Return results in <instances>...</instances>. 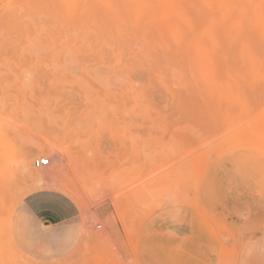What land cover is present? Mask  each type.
Returning a JSON list of instances; mask_svg holds the SVG:
<instances>
[{"label": "rangeland", "instance_id": "374dc122", "mask_svg": "<svg viewBox=\"0 0 264 264\" xmlns=\"http://www.w3.org/2000/svg\"><path fill=\"white\" fill-rule=\"evenodd\" d=\"M134 1L0 0V264H264V0ZM53 152L82 201L47 225Z\"/></svg>", "mask_w": 264, "mask_h": 264}, {"label": "bare ground", "instance_id": "6f19581e", "mask_svg": "<svg viewBox=\"0 0 264 264\" xmlns=\"http://www.w3.org/2000/svg\"><path fill=\"white\" fill-rule=\"evenodd\" d=\"M97 1H99V0H97ZM130 0H128V2H129ZM140 1V0H139ZM165 1V0H164ZM167 1V0H166ZM171 1H173V0H171ZM106 2H107V0H106ZM106 2H105V4H106ZM134 2H136V4L135 5H133L132 3V5L134 6V7H136V9H137V11H138V9H143V8H138V7H141L143 4H144V10H145V8H147L148 6H145L146 5V2L145 3H143L142 2V0H141V3H143L142 5H140V6H138L137 5V0L136 1H134ZM108 3H110V2H108ZM107 3V4H108ZM130 3V2H129ZM139 3V2H138ZM192 3V2H191ZM111 4V3H110ZM113 4H114V7H115V5H116V3H114L113 2ZM113 4L110 6V7H112L113 6ZM162 4H163V2H162ZM164 4H165V2H164ZM29 5V4H28ZM101 5V4H100ZM174 5V4H173ZM175 5H177V4H175ZM191 5V4H190ZM117 6V5H116ZM161 6V5H160ZM178 6H180V5H178ZM35 7L36 6H34V5H30V6H24V5H21V6H19L18 7V9H17V12L16 13H13L14 14V16H13V18L11 19V22H10V20H9V23L8 24H10V25H12L10 28V31H9V33H10V36H11V40H10V42H9V46H8V48H7V50L8 51H14V52H19V51H25V50H28L27 52H30V50H32L31 48H33V46H34V33H32V31H35L36 29H37V22L39 21L36 17H35ZM96 7V6H95ZM114 7H112V8H114ZM118 7V6H117ZM143 7V6H142ZM181 7V6H180ZM193 7V6H192ZM39 8V7H38ZM104 8V7H103ZM182 8V7H181ZM180 8V9H181ZM184 8V7H183ZM13 9V8H12ZM66 9H69V8H66ZM65 9V11H67ZM93 9V8H92ZM97 9V8H96ZM111 9V8H110ZM188 9V8H187ZM14 10V9H13ZM71 10V9H70ZM106 10H109V9H106ZM147 10H149L150 11V6H149V9L147 8ZM182 10V9H181ZM180 10V11H181ZM185 10V9H184ZM65 11L63 12V10L61 11V12H63V13H65ZM104 11H105V8H104ZM112 11V10H111ZM136 11V12H137ZM116 12H117V10H116ZM139 12V11H138ZM137 12V13H138ZM140 12H143V11H140ZM154 12H156V11H154ZM181 12H184V11H181ZM180 12V13H181ZM186 12V11H185ZM184 12V13H185ZM91 13V12H90ZM94 13V12H93ZM98 13V12H97ZM114 13H115V11H114ZM183 13V14H184ZM79 14H80V12H79ZM84 14V13H83ZM106 14V13H105ZM112 15H113V13H111ZM140 14V13H139ZM183 14H181V15H179L180 17H178V19H180V18H185L186 19V17H187V19H188V16L186 15L185 17H181V16H184ZM7 15H9V18H10V16L12 15V14H8L7 13ZM68 15V14H67ZM94 15V14H93ZM104 15V14H103ZM116 15V14H115ZM136 15H138V14H136ZM136 15H135V17H136ZM189 15V14H188ZM41 16H42V13H41ZM63 16V15H62ZM68 16H70V14L68 15ZM72 16V15H71ZM80 17H81V15H79ZM85 16V15H84ZM84 16H83V18H84ZM87 16V15H86ZM100 16V15H99ZM105 16V15H104ZM117 16V15H116ZM133 16V15H132ZM144 16V15H143ZM154 16V14L152 15V17ZM49 17H51V18H53L52 16H49ZM78 17V16H77ZM113 17V16H112ZM128 17V16H127ZM147 17V16H146ZM155 17H157V16H155ZM164 17V16H163ZM167 17V16H166ZM8 18V19H9ZM82 18V17H81ZM99 18H101V17H99ZM108 18H109V16H108ZM130 18V17H129ZM132 18H134V17H132ZM137 18V17H136ZM54 19V18H53ZM63 19V18H62ZM65 19V18H64ZM78 20H80L79 19V17L77 18ZM156 19V18H155ZM168 19V18H167ZM176 19V18H175ZM177 19V20H178ZM183 20V22L184 21H186V20ZM7 20V19H6ZM38 20V21H37ZM107 20V19H106ZM134 21L136 20V19H133ZM132 20V21H133ZM154 20V19H153ZM152 20V21H153ZM159 20H163L162 18H161V16H160V19ZM190 20V19H189ZM41 21V20H40ZM45 21H46V19H45ZM74 21V20H73ZM83 21V20H82ZM94 21V20H93ZM104 21V20H103ZM137 21V20H136ZM164 21V20H163ZM165 21H166V19H165ZM164 21V22H165ZM172 21V20H171ZM179 21V20H178ZM177 21V22H178ZM62 22V21H61ZM80 22V21H79ZM88 22V21H87ZM95 22V21H94ZM109 22V21H108ZM147 22H149V21H147ZM168 22V21H167ZM177 22H173V23H177ZM188 22V21H187ZM191 22V21H190ZM189 22V23H190ZM82 23V22H81ZM91 23H92V21H91ZM107 23V22H106ZM137 23H138V21H137ZM140 23V22H139ZM166 23V22H165ZM172 23V24H173ZM77 24H79V26H80V23H77ZM90 24V23H89ZM99 24V23H98ZM101 24H103V23H101ZM108 24H110V23H108ZM169 24V23H168ZM86 25V24H85ZM138 25V24H137ZM137 25H135V26H137ZM146 25V24H145ZM171 25V24H170ZM173 25H175V24H173ZM177 25V24H176ZM180 25V24H179ZM41 26V25H40ZM82 26H83V24H82ZM98 26V25H97ZM167 26V25H166ZM87 27V26H86ZM94 27V26H93ZM144 27H146V26H144ZM172 27V26H171ZM79 28V27H78ZM84 28V27H83ZM88 28V27H87ZM97 28V27H96ZM99 28V27H98ZM97 28V29H98ZM103 28V27H102ZM135 29V27L134 26H132V29ZM137 28H138V26H137ZM143 28V27H142ZM166 28H168V27H166ZM165 28V29H166ZM133 29V30H134ZM140 29H141V27H140ZM181 29V28H180ZM191 29H192V25H191ZM39 30V29H38ZM41 30V29H40ZM101 30V29H100ZM132 30V31H133ZM169 30H171L170 28H169ZM102 31V30H101ZM135 31L137 32V29H135ZM177 31V30H176ZM184 31V30H183ZM105 32V31H104ZM140 32V31H139ZM190 32V31H189ZM86 33H87V31H86ZM142 33V32H141ZM140 33V34H141ZM177 33V32H176ZM176 33H175V35H176ZM98 34H100V33H98ZM178 34V33H177ZM38 35V34H37ZM144 35V34H143ZM167 35V34H166ZM169 35H170V33H169ZM174 35V34H173ZM181 35H183V34H181ZM187 35V34H186ZM138 37H141V36H139V35H137ZM160 36V35H159ZM179 36V35H178ZM184 36V35H183ZM6 37H8V34L6 35ZM39 37V36H38ZM168 37H170V36H168ZM189 38H191L190 36H189ZM39 39V38H38ZM169 39V38H168ZM175 39V38H174ZM176 41V40H175ZM40 42V41H39ZM179 42V41H178ZM41 43V42H40ZM150 43V42H149ZM181 43V42H180ZM189 43H190V41H189ZM191 44H192V42H191ZM190 44V45H191ZM36 45V44H35ZM40 45V44H39ZM41 45H43V42H42V44ZM155 45V44H154ZM189 45V44H188ZM51 46V45H50ZM40 47H42V46H40ZM150 47V46H149ZM166 47V46H165ZM185 47V46H184ZM188 47V46H187ZM39 48V47H38ZM51 48H53V47H51ZM35 49V48H34ZM152 49V48H151ZM169 49V48H168ZM168 49H166V50H168ZM176 50H178V49H176ZM168 51H170V50H168ZM183 51V50H182ZM33 52V51H32ZM176 52V51H175ZM184 52V51H183ZM21 53V52H20ZM166 53H168V52H166ZM23 54V53H22ZM21 54V55H22ZM27 54V53H26ZM178 62H179V60H178ZM189 62V61H188ZM172 66H173V64H172ZM174 66H176V65H174ZM180 66V65H179ZM171 67V66H170ZM176 67H178V66H176ZM162 69H165V68H163L162 67ZM176 69V68H175ZM178 69V68H177ZM37 149L39 148V147H36ZM43 149V148H42ZM40 151V150H39ZM39 156H40V154H39ZM22 158V157H21ZM39 158H47V159H49V163H48V165H45V166H43V167H37V168H40V169H38V170H34V169H30L29 170V173H30V175L33 177V179H35L36 181H38V182H41V183H60L59 184V187L61 186L62 187V189H63V191H64V193H66V195H70V194H72L77 200H80V201H82V198L79 196V194L77 193V192H75L74 191V189H72L71 187H69L68 185H67V183H66V180L64 181L63 179H64V163H65V161H64V158H63V155H62V153H60V152H53V153H50V158H51V160H52V163L50 164V158H48V157H39ZM57 158H60L59 159V161L58 162H54V160H56ZM38 159V158H37ZM31 160V159H30ZM22 161H23V159H22ZM28 162V161H27ZM31 162V161H30ZM83 163V162H82ZM23 164H27V163H23ZM31 164V163H30ZM35 164V163H34ZM74 165V164H73ZM76 165V164H75ZM24 166H26V165H24ZM27 169V168H26ZM78 170V169H77ZM79 172H80V170H79ZM81 173V172H80ZM76 175V174H75ZM66 177V176H65ZM83 178H85V177H83ZM77 180V179H76ZM80 180V179H79ZM69 181V180H68ZM85 181V182H84ZM83 182L84 183H86V180H84ZM82 183V182H81ZM69 184H70V182H69ZM70 185H72V184H70ZM84 185V184H83ZM86 185V184H85ZM89 185V184H88ZM56 186V185H55ZM74 186H75V184H74ZM78 187V186H77ZM86 188V187H85ZM77 190V189H76ZM81 193V192H80ZM80 206L82 207V209L83 210H85L86 209V203L85 202H82L81 204H80ZM87 211V210H86ZM90 211V210H89ZM87 213H89V212H87ZM103 223H104V226H105V221H103ZM103 223H101V224H103ZM107 224V223H106ZM101 227H102V225H101ZM103 228V227H102ZM109 228V227H108ZM104 229V228H103ZM104 230H106V226H105V229ZM107 231V230H106ZM110 232V231H109ZM111 235H113V234H111ZM111 238V237H110ZM114 239H116V238H114Z\"/></svg>", "mask_w": 264, "mask_h": 264}, {"label": "crops", "instance_id": "0c3cea01", "mask_svg": "<svg viewBox=\"0 0 264 264\" xmlns=\"http://www.w3.org/2000/svg\"><path fill=\"white\" fill-rule=\"evenodd\" d=\"M26 203L32 214L47 225L66 222L78 215L77 204L72 198L56 190L32 194Z\"/></svg>", "mask_w": 264, "mask_h": 264}, {"label": "built area", "instance_id": "2783aa9c", "mask_svg": "<svg viewBox=\"0 0 264 264\" xmlns=\"http://www.w3.org/2000/svg\"><path fill=\"white\" fill-rule=\"evenodd\" d=\"M34 163H35V166H37V167H43L45 165H48L49 159H47V158H38V159L35 160Z\"/></svg>", "mask_w": 264, "mask_h": 264}]
</instances>
